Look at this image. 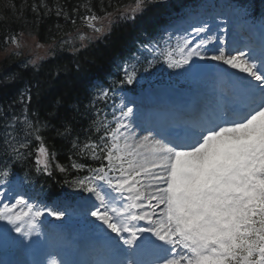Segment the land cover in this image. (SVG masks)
Segmentation results:
<instances>
[{
	"label": "snow or ice",
	"instance_id": "obj_1",
	"mask_svg": "<svg viewBox=\"0 0 264 264\" xmlns=\"http://www.w3.org/2000/svg\"><path fill=\"white\" fill-rule=\"evenodd\" d=\"M150 3L152 0H134L122 9V17L135 21ZM10 7L15 15V5ZM30 7L37 19L41 9L44 15L51 14L46 3ZM87 12L81 19L96 33L104 31L97 21L115 14L105 12V17H100L90 7ZM55 14L69 19L59 5ZM189 28L175 46L161 48L153 43L144 47L153 54V60L156 54L163 57L170 69L195 72L198 66H193L192 61L197 58L238 69L246 74L245 79L232 82L231 94L223 104L167 135H159L152 127H143L146 134L139 135L131 126L134 110L124 104L120 115L113 117L114 127L105 122L106 117L100 120L97 110V119L92 123L95 131L103 135L96 140L88 137L82 144L73 141L72 147L77 149V155L99 161V167L73 162V169L83 171L87 167L89 174L71 184L95 198L88 215L127 247L120 249L100 233L89 245L91 259H52L49 264H264V41L258 51L237 48L231 55L218 48L209 55L208 46L216 39L209 34V21L200 20ZM9 42L17 48L21 46L16 35L6 37L5 44ZM153 60L147 61L149 66ZM122 71L120 84L133 85L137 80L136 65L126 63ZM110 91L99 89L91 107L107 101ZM61 103L62 100L55 102L56 110L49 112L51 120L42 125L33 124L25 115L22 140L14 134L20 118L13 116L7 121L5 128L11 130L4 133L5 156L16 161L26 159L31 155L27 137L34 136L39 142L36 170L49 176L53 168L66 173V167L53 164L54 157L40 135L41 127H51L57 136L71 133L72 118L67 109L61 114ZM138 118L142 124L148 123L143 113ZM10 175V166L5 163L0 168V182L8 184ZM3 195L0 193V198ZM70 207L64 201L39 206L18 195L14 203L0 206V221L10 226L0 230V242L24 243L33 236L43 237L40 218L63 221ZM140 221L145 222L144 226ZM13 232L16 237L10 235ZM148 253L155 258L144 259Z\"/></svg>",
	"mask_w": 264,
	"mask_h": 264
},
{
	"label": "trees",
	"instance_id": "obj_2",
	"mask_svg": "<svg viewBox=\"0 0 264 264\" xmlns=\"http://www.w3.org/2000/svg\"><path fill=\"white\" fill-rule=\"evenodd\" d=\"M187 1L189 0H172L168 4L152 2L135 21L114 24L103 42L89 44L84 50L73 54L56 47L49 59L37 67H28L15 63L13 56L7 54L10 42L5 44L6 37L16 35L20 38L24 34H31L39 42L47 43L59 32L71 31L72 20L77 22L81 19L80 17L87 15L88 7L101 16L105 12H114L122 6L132 4L134 0H0V55L5 58L0 63L4 69L0 75V107L2 104L7 105L14 98L15 95H12V92H15V88L18 91L29 89L30 109L36 113V123L39 122L42 125L51 120L49 112L56 110L53 107L55 102L62 100L59 111L63 114L65 109L68 110V115L72 118L71 133L66 136H57L51 127H42L40 135L44 137L49 151L55 153L58 163L69 168L73 162L78 161L77 149L72 147V142L83 140L84 133L89 130L82 127L79 119L80 109L78 110L86 98L85 82L88 80V75H101L115 57L123 55L140 39L141 34L152 35L163 22L165 13ZM254 1L264 3V0ZM42 2L48 5L51 14L44 15V10L41 9L37 19V14L31 11L30 6L33 3L39 5ZM11 5H15L18 10L15 15ZM57 5L68 14L69 19L55 14ZM6 81L10 84L6 85ZM52 123L57 122L52 121ZM30 137L37 142L34 136ZM7 159L12 164V172L22 176L27 175L31 185H49L48 188L52 193L57 192L62 184L61 181L66 177L63 174H57L54 169L51 176H37L32 155L19 161L9 157Z\"/></svg>",
	"mask_w": 264,
	"mask_h": 264
},
{
	"label": "rangeland",
	"instance_id": "obj_3",
	"mask_svg": "<svg viewBox=\"0 0 264 264\" xmlns=\"http://www.w3.org/2000/svg\"><path fill=\"white\" fill-rule=\"evenodd\" d=\"M81 22H82L84 28L86 29L85 31H82L81 29L77 28V25L79 24L78 22H76L75 24H73L71 22V26H75V28H77V29L72 27L70 33H67V32H64V31L59 32L58 34H56L57 38H54L53 41L51 42V45H48V44H45V43L40 45L37 42V40L34 37L31 36V34H24L20 38L18 37V39L20 41V45H21L19 48H22V51L27 52V58H28L29 62H31L32 64H35V63L41 61V59L43 57H45L47 55H50L51 48H53V47H59V46H62L64 44H67V46H63L62 48L65 47V48L69 49V48H73L74 45L77 44V43H84L86 41L95 39L97 37L99 38L100 36H102L103 31L100 32V33H96L92 29L88 28L85 25L83 20ZM104 25H105L104 20L97 21V26L103 27ZM172 28H173V30L176 31V27H172ZM172 28H170L168 31L172 30ZM74 30H78V31L72 32ZM181 33H182V31L177 32L175 37L180 38L181 37ZM81 36L84 37L83 40H81ZM175 37L172 40H169L166 37L164 40L160 41L159 45L161 46V48H164L167 44H171L172 46H175V44L177 42V39ZM12 45L13 46H12L11 50L14 51V55H15V52H17L18 55H22L21 50H19V48H17L16 45H14V44H12ZM148 52L149 51L147 49L142 51L143 54L148 53ZM156 55H157V57H161V56H159V54H156ZM150 58H151V60H153V56H151ZM161 58H162V65H159V66L155 67V69H154L155 73L153 75V80L155 81L156 79H159V77L156 74H160L161 72H163V66H164V69H165V74L167 72H169V74L171 75V77L173 79L177 78V79L181 80L182 79L181 70L180 69H170V68H168L167 64L164 62L163 57H161ZM33 61H35V63H33ZM163 62H164V65H163ZM153 64H158L156 59L153 60ZM166 70H167V72H166ZM193 77H194L193 74H187V75L185 74L184 75V79L186 78V81H187V79H191ZM167 80H170V79L167 77ZM155 87L156 86H152V88H155ZM155 89H158V91L159 90H164L162 88H157V87ZM146 91L147 90H143L140 93L146 92ZM4 187H5L4 184H0V193H2ZM65 197H69V196L65 195ZM62 199L60 201H64L67 204L71 205L73 207V209H77L78 208V204H75L76 201L72 200V202L74 203V204H72L67 198H65V199L62 198ZM6 200H7V198H6ZM3 201H4V198L3 197L0 198V206H2ZM9 202H10V198L4 203H9ZM8 227H10V226L7 225L5 222L0 221V230H2L4 228H8ZM76 231H77L76 226H73V227L69 228L66 231L65 236H67L70 239L73 235H77L78 234ZM10 235L12 237H16V234L14 232L11 233ZM19 239H22V238H18L17 237V240H19ZM1 243L6 248L11 246V245H13V247H15V249L16 248H20V249L24 248L23 247L24 243H17V242H13V241H9L7 243L0 242V247L3 246Z\"/></svg>",
	"mask_w": 264,
	"mask_h": 264
}]
</instances>
